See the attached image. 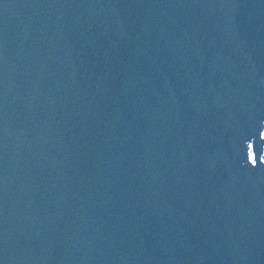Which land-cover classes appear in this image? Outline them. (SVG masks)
Masks as SVG:
<instances>
[{
    "label": "water",
    "instance_id": "95a60500",
    "mask_svg": "<svg viewBox=\"0 0 264 264\" xmlns=\"http://www.w3.org/2000/svg\"><path fill=\"white\" fill-rule=\"evenodd\" d=\"M264 0H0V264H264Z\"/></svg>",
    "mask_w": 264,
    "mask_h": 264
},
{
    "label": "built area",
    "instance_id": "2783aa9c",
    "mask_svg": "<svg viewBox=\"0 0 264 264\" xmlns=\"http://www.w3.org/2000/svg\"><path fill=\"white\" fill-rule=\"evenodd\" d=\"M262 136L264 137V131H263V133H262ZM264 154V153H263Z\"/></svg>",
    "mask_w": 264,
    "mask_h": 264
},
{
    "label": "rangeland",
    "instance_id": "374dc122",
    "mask_svg": "<svg viewBox=\"0 0 264 264\" xmlns=\"http://www.w3.org/2000/svg\"><path fill=\"white\" fill-rule=\"evenodd\" d=\"M262 158H263V160H264V154H263Z\"/></svg>",
    "mask_w": 264,
    "mask_h": 264
}]
</instances>
